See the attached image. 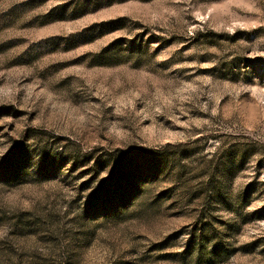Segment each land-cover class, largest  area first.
<instances>
[{
  "label": "rangeland",
  "instance_id": "obj_1",
  "mask_svg": "<svg viewBox=\"0 0 264 264\" xmlns=\"http://www.w3.org/2000/svg\"><path fill=\"white\" fill-rule=\"evenodd\" d=\"M0 264H264V0H0Z\"/></svg>",
  "mask_w": 264,
  "mask_h": 264
}]
</instances>
